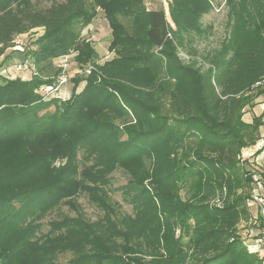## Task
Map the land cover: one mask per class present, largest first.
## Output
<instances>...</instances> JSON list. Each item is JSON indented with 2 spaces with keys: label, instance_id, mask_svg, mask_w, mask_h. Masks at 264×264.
Masks as SVG:
<instances>
[{
  "label": "trees",
  "instance_id": "16d2710c",
  "mask_svg": "<svg viewBox=\"0 0 264 264\" xmlns=\"http://www.w3.org/2000/svg\"><path fill=\"white\" fill-rule=\"evenodd\" d=\"M37 1L0 0V57L14 36L42 28L41 41L56 44V55L74 48L78 62H89L97 54L80 33L97 8L115 56L66 101L40 95L50 83L40 76H0V264H56L50 244L64 237L74 239L65 249L69 264H261L236 227L252 219L254 208L258 213L249 205L254 166L241 154L255 145L262 122L242 117L264 93L252 91L264 77V0L256 16L241 17L208 69L184 66L168 38L198 28L208 0H173L176 33L162 9L147 10L142 0ZM26 55L36 69L45 56ZM59 151L66 165L54 168ZM116 166L129 175L121 189L132 205V216L119 219L105 189ZM81 193L101 212L98 219L89 221L78 208L74 218L53 220L39 233L47 213L65 204L73 210ZM216 197L219 205H211ZM257 220L263 227L261 215Z\"/></svg>",
  "mask_w": 264,
  "mask_h": 264
},
{
  "label": "rangeland",
  "instance_id": "374dc122",
  "mask_svg": "<svg viewBox=\"0 0 264 264\" xmlns=\"http://www.w3.org/2000/svg\"><path fill=\"white\" fill-rule=\"evenodd\" d=\"M228 1L229 0H227L226 3V0H208L210 9L200 13L196 20L197 24H194V27L198 25V28L193 29L191 27H185L176 36L172 34L168 35V38L172 40L175 45L176 56L184 66L196 64V66L202 65L204 69L210 68L212 57L215 53L222 50L223 45L230 40L235 27L242 21L241 17H248V13L256 16V10L262 4V0H230V4H228ZM37 3L39 6L47 5L46 2L40 0H38ZM142 4L147 10L162 9L171 31L174 33L178 31V26L174 23L170 13L173 0H142ZM96 10V18L80 33V41L88 43L89 45L91 44L97 54V56L94 55L89 62H78L75 59L77 51L74 48L69 49L64 54L56 55V44L43 43L41 39L46 34L44 29L38 28L25 34L24 40L27 45L26 48L19 49L11 44V46L5 50L4 54L0 57V76L5 79L11 80L18 78L23 81H28L33 76H40L42 81L50 83L41 85L38 89V93L42 96L46 94V96L49 97L51 94H49L50 91L46 87L57 85L60 77H65L66 83L61 86L58 95L55 97L61 101H66L72 95L81 92L87 84L89 75L96 71L99 72V67L103 66L115 56L114 52L108 50L112 40L108 21L105 19L104 12L100 8ZM186 14L187 13L183 11V13L180 12L177 17L179 19V17L186 16ZM253 19L255 21L258 20L256 17H253ZM188 22H192V17L188 19ZM27 51H30L31 56L33 53L34 55L39 53L45 55L36 63L38 69L35 68L33 61L29 57L27 58ZM24 61H28L33 70H15L16 65ZM99 76L98 74V77ZM53 110V106L47 109V111L50 112ZM42 113L43 111L39 114ZM122 139L126 140L127 137L123 135ZM61 152L62 151H59L57 153L59 155L53 159L54 168L64 167L66 165L65 155ZM78 157H81V153H79ZM141 165H143L148 172L152 170V162L145 157L142 158ZM246 167V170L249 169L248 166ZM128 178V173L120 166H116L108 177L109 183L105 188L106 193L110 202L112 201L119 206L117 211H115L116 219L126 214L132 216V205L125 202L121 189L127 183ZM253 185H255V182ZM190 194L191 192L186 190V193L185 191H181L179 196L181 199L186 200L190 197ZM72 201L75 203V210H71L68 208L67 204H65L47 213L39 221L41 224L39 233L46 234L49 230V222L53 220H61L66 216L74 218L76 216L75 211H78V208L80 213L89 221H95L102 215L99 209L89 202L86 194L81 193L74 197ZM210 204L218 206L217 197L210 201ZM249 205H251L250 202ZM253 210L256 217L260 216L259 213H256L255 208ZM258 225L259 221L257 219H251L249 222H240L236 227V234L248 250V253V247L252 246L253 240L258 235V229L261 228H258ZM174 237L179 238L180 242L183 244L187 242V236H182V233H180L176 227L174 228ZM73 241L74 239L71 237H64L60 241L50 244V247L54 251H58L55 259L56 264H69L72 255L69 253V250L65 249L67 247L69 248ZM139 243L140 241H137L138 245Z\"/></svg>",
  "mask_w": 264,
  "mask_h": 264
},
{
  "label": "built area",
  "instance_id": "2783aa9c",
  "mask_svg": "<svg viewBox=\"0 0 264 264\" xmlns=\"http://www.w3.org/2000/svg\"><path fill=\"white\" fill-rule=\"evenodd\" d=\"M24 36L25 34L14 36L12 40V44L19 49L26 48L27 45L24 40ZM30 69L33 70V68L29 65L28 61L19 63L15 67V70L17 71L30 70ZM65 83H66L65 77H60L59 81L57 82V85L46 87L50 91L49 93L51 94L50 97L46 96V94H44L43 96L46 97L47 99L55 98L58 95L59 89ZM263 88H264V77H262L252 86V91ZM253 180L255 182V185H254V189L252 190L250 203L257 208L258 213L261 215L263 227L258 229V235L253 240L252 246H249L248 249L250 254H254L258 256V258L261 260V264H264V166H262L259 173L253 172ZM256 185L258 186L256 187ZM252 219L256 220L257 217L253 216Z\"/></svg>",
  "mask_w": 264,
  "mask_h": 264
},
{
  "label": "crops",
  "instance_id": "0c3cea01",
  "mask_svg": "<svg viewBox=\"0 0 264 264\" xmlns=\"http://www.w3.org/2000/svg\"><path fill=\"white\" fill-rule=\"evenodd\" d=\"M259 116H261L262 125L257 132V141L254 146L243 149L241 154L243 160L247 159L248 162H252L255 173H259L264 166V93L256 97L252 108H246L242 119L246 123H251L254 117Z\"/></svg>",
  "mask_w": 264,
  "mask_h": 264
}]
</instances>
